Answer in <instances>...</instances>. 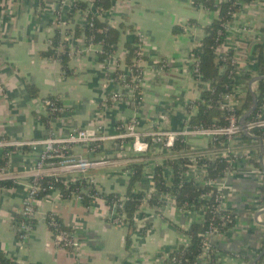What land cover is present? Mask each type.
Returning <instances> with one entry per match:
<instances>
[{
    "label": "crops",
    "instance_id": "obj_1",
    "mask_svg": "<svg viewBox=\"0 0 264 264\" xmlns=\"http://www.w3.org/2000/svg\"><path fill=\"white\" fill-rule=\"evenodd\" d=\"M44 5L41 8V0L0 3V140L37 141L52 132L65 137L75 129L98 125L104 127V134L113 135L120 125L131 121L138 123L140 131H179L191 115L197 114L201 89L189 60L205 28L218 19L217 13L196 9L193 0H114L109 11L97 15L112 27H125L115 58L124 63L126 74L127 46L136 37L142 38V102L137 104L132 90L113 79L112 68L100 60L101 46L86 42V13L73 11L68 19L72 8H62L60 0H44ZM58 11L64 25L59 24ZM177 27L184 31L174 33ZM56 30H60L71 52L68 73L58 60L43 55ZM263 40V3L256 0L244 4L220 46L236 63L234 93L238 107L251 91L244 77L259 76L254 46L263 44ZM252 89L256 91V83ZM117 94L122 100L112 101ZM48 99L59 102L61 114L50 113L45 104ZM185 145L202 150L210 148L211 141L191 136L185 138ZM233 146L239 161L222 183V191L226 208L236 215L237 223L228 234L212 239V246L224 252L218 264H245L241 258L251 262L263 250L264 227L259 223L264 222V215L259 222L255 220L261 211L256 205L264 176L254 164L261 163L260 143L240 136ZM73 152L102 163L86 175L100 194L124 195L133 176L131 166L142 164L132 153L130 142L120 148L119 143L108 141L95 154L83 146H75ZM4 153L0 149V160L7 158L8 173L17 176L18 182L15 188H0V254L17 264H168L169 255L187 239L185 232L203 218L200 211L149 204L151 198L158 200L154 195L155 168L163 166L168 183L173 176L164 152H155L148 157L137 185L146 197L135 221L138 227L149 225L145 235L138 231L130 234L125 224H111L110 209L102 199H95L87 207L77 196L62 200L58 192H52L37 203L35 230L26 240H20L15 223L28 193L30 178L26 173L35 166L39 151L25 147L11 151L9 157ZM48 214L56 215L74 230V240L79 244L76 253L55 244L46 222Z\"/></svg>",
    "mask_w": 264,
    "mask_h": 264
},
{
    "label": "trees",
    "instance_id": "obj_2",
    "mask_svg": "<svg viewBox=\"0 0 264 264\" xmlns=\"http://www.w3.org/2000/svg\"><path fill=\"white\" fill-rule=\"evenodd\" d=\"M2 0H0L1 3ZM114 0H95L94 8L98 10L99 15L109 11L112 8ZM256 0H193V6L196 9H204L209 12L217 13L218 19H216L211 25L205 28V34L198 47L191 53V57H195L199 60V74L197 77L200 82L201 97L199 103V110L197 114L191 115V126H197L203 124L206 127H211L213 123L217 122L220 125H226V118L228 113L219 109V103L223 100V96L230 93L235 89L234 77L236 75L233 67L228 63V69L222 71V67L217 60V48H219L226 39L227 25L230 24L235 16L241 11L244 4H251ZM263 3L264 0H258ZM44 0H41V8H44ZM82 10L86 13V25L84 27V34L86 36V42L90 45L98 44L101 46L102 51L100 53V60L104 61L117 51L120 43L122 30L124 26L115 28L109 25L107 22L101 21L98 16L91 11L90 3L75 0L73 3L71 12L67 13L69 19L73 11ZM61 15V11H58ZM66 19V20H68ZM90 23L93 27H90ZM77 28L76 33L80 31ZM183 29L177 27L174 29V33H181ZM93 39V40H92ZM52 45L43 54L45 57L58 60L63 70L68 73V63L71 52L68 47V43L65 38L62 37L60 30H56L54 37L51 39ZM139 48V38L136 37L134 42L127 46L126 65L130 69L135 70V58L136 51ZM232 57L231 54H228ZM254 55L256 58V69L259 75H264V40L263 44H257L254 46ZM131 78L129 80L131 81ZM248 82L252 80L249 75L244 77ZM135 96L137 99H141L142 88H136ZM255 94L258 99V106L255 113L247 120L246 124L253 121L264 107V80L256 83ZM212 101L213 104H209ZM253 105V99L251 93H247L246 100L242 107H238L237 113L242 116ZM191 106V105H190ZM191 111V109H190ZM254 134L261 137L264 144V131L255 130ZM242 137H247L242 134ZM178 139L176 142L174 151L180 152L187 149V146ZM16 149H9L13 151ZM8 151V152H9ZM6 155V151L4 153ZM5 157V156H4ZM7 158L0 160V168L4 167ZM188 161L184 159L169 161V165L173 170V176L168 183L164 176V169L162 165H158L154 172V187L159 193H170L176 200L178 208L184 211L199 209L204 210L203 218L200 222L194 223L186 232L185 235L189 239L188 246H180L176 251L171 253L168 258V264H196L199 256L202 254L203 243L207 233L213 229H218L219 235H226L231 232L237 223V217L229 210L217 211L219 202L215 197L212 199H203L200 201V197L213 190L210 187H199L193 181L186 180L184 172L187 170ZM208 166V175L212 179H223L226 171L231 170V166L224 160H215L205 163ZM258 171L263 173L262 165L259 161L254 162ZM146 164L132 165L133 176L129 181L128 188L122 201L123 208L119 210L121 215H125V220L122 224L128 225L130 234H134L137 231V224L135 217L140 211L142 204L145 200V193L137 190L138 183L141 182L144 175V167ZM17 185L15 180H2L0 181V188H15ZM43 186L48 188L46 192H42L39 196V201L49 195V188L53 187L60 193L62 200H70L74 196L81 194L83 197L84 205L89 207L93 202L92 196L98 199L104 200L106 205L110 207L112 203L121 199L120 194H100L95 187L90 185L87 180L79 179L73 180L69 177L65 178H47L43 183ZM215 191V190H214ZM222 195H224L222 191ZM258 204L264 205V176L263 182L260 187L258 195ZM150 205H156L161 208L164 203L151 198L149 200ZM52 218H56L61 225V230L69 235L74 234V230L65 226L62 220L56 215L48 214L46 222L53 233V229L50 226ZM21 214L19 216L20 220ZM112 224V221L108 219ZM32 230L34 231L37 226V221L31 222ZM149 227V225H147ZM141 235H145L147 231L139 230ZM54 234V233H53ZM20 234H18V237ZM54 236V235H53ZM130 243V238H128ZM264 249V241H263ZM69 252H74L72 249H66ZM226 253V252H225ZM224 254L223 251L212 246L210 250V264H218L220 256ZM245 264L250 261L247 258H241ZM0 264H17L4 255L0 254ZM256 264H264V257Z\"/></svg>",
    "mask_w": 264,
    "mask_h": 264
},
{
    "label": "built area",
    "instance_id": "obj_3",
    "mask_svg": "<svg viewBox=\"0 0 264 264\" xmlns=\"http://www.w3.org/2000/svg\"><path fill=\"white\" fill-rule=\"evenodd\" d=\"M94 1L90 0V7L93 14L96 16L99 14L98 10L94 8ZM75 0H60L62 8H72ZM236 17V16H235ZM59 24L64 25L65 20L61 14L59 17ZM229 24L227 25L228 29ZM90 27L93 24L90 23ZM139 48L136 51L135 58V70L129 68V73L126 74L122 70V63L119 59H116L115 53L109 56L105 63L109 68H112V78L115 79L122 86L132 90V98L137 104H141V99H137L135 96V89L141 87L143 79V72L141 69V63L144 60V54L141 49L142 38L139 36ZM93 40V39H92ZM48 45H52V41H48ZM217 60L222 67V71L228 69V63L233 67V71L236 72V63L233 57H230L228 53L217 48ZM191 73L194 75L196 81L202 84L197 77L199 74V60L195 57H191L189 60ZM131 78V81L129 78ZM234 89L223 96V100L219 103V109L226 111L228 116L226 118V125H220L217 122L213 123L211 127H206L203 124L197 126H191L190 119L186 121L184 128L179 131H140L138 123L131 121L126 124L120 125L118 130L113 135L104 134V127L98 125L93 129H75L69 135L60 137L55 133H49V135L41 140L37 141H10L7 139L0 140V149L6 151V157H9V149H21L28 147L33 151H39L38 159L33 169L26 173L30 178L28 193L23 202L21 210V218L15 223V230L17 234H20V240H26L32 230L31 222L35 221L38 217L37 203L39 202V196L42 192H46L48 188L43 186V183L47 178H65L68 175L72 176L81 175V177H71L73 180L85 179L93 186V181L86 177L87 173L96 169L102 165L100 162L91 161L90 159L73 152L75 146L86 147L91 153L98 152L104 143L116 142L119 143V147H125L130 142L131 151L133 154L139 157L140 163H147L148 157L153 153L164 152L165 160L176 161L184 159L188 161V168L184 172L186 180L193 181L199 187H210L213 190L200 197V201L203 199H212L215 197L219 202L217 211L227 210L225 205L224 195H222V183L225 182L228 177L234 172L235 167L238 164L239 156L238 152L233 146V142L237 137L242 136L243 129L240 125V119L242 116L238 115V103L235 98ZM112 101L118 102L122 100V96L117 94L111 98ZM50 113L54 116H58L63 111L59 102L55 99H48L45 101ZM209 104H213L212 101ZM246 130L254 135L255 130L264 131V107L257 117L245 125ZM204 137L211 141V147L202 150H191L187 147L186 150L175 152L174 148L178 139L185 144V138L188 137ZM159 150V151H158ZM9 151V152H8ZM224 160L229 163L231 170L226 171L223 179H212L208 175V166L206 162ZM104 162V161H103ZM17 176L8 173V163L4 167L0 168V181L2 180H15L18 182ZM94 187V186H93ZM215 190V191H214ZM52 192H58L53 187L49 188V194ZM99 192V191H98ZM60 195V193L58 192ZM156 199L162 201L165 205L176 206V200L170 193H159L154 190ZM61 196V195H60ZM121 199L112 203L109 207L108 219L112 221L114 225H120L125 220V215H121L119 210L123 208L122 201L125 200L124 195H121ZM78 199L83 200L81 194L77 195ZM93 201L98 199L92 196ZM256 207L258 210H264V205H259L257 201ZM193 210V208H191ZM204 215V210L199 209ZM136 219V217H135ZM50 226L53 229L52 235L54 242L57 246L64 249H72L74 253L79 247L77 241L74 240L73 235H69L63 232L61 225L56 218H52ZM148 231L147 225L143 223L138 227L137 231ZM218 229H211L204 240L202 254L199 256L196 264H210V250L212 248V239L218 236ZM189 239L187 238L182 246H188Z\"/></svg>",
    "mask_w": 264,
    "mask_h": 264
},
{
    "label": "water",
    "instance_id": "obj_4",
    "mask_svg": "<svg viewBox=\"0 0 264 264\" xmlns=\"http://www.w3.org/2000/svg\"><path fill=\"white\" fill-rule=\"evenodd\" d=\"M264 80V75H259V76H256L254 77L251 81H250V88H251V96H252V99H253V105L252 107L246 111L241 119H240V125L243 129V134L250 140H256L260 143V158H261V164H262V170L264 172V144H263V140L261 137H258V136H254V135H251L247 130H246V122L247 120L255 113L256 109H257V106H258V99H257V96L255 94V92L253 91L252 87L255 83H258L260 81ZM264 215V210H261V211H258L255 215V220L257 222L259 217L263 216ZM260 225H262V227H264V222L263 223H259ZM264 257V249L262 250V252L260 253V255L258 257H256L254 260H252L249 264H256L257 262H259L262 258Z\"/></svg>",
    "mask_w": 264,
    "mask_h": 264
}]
</instances>
